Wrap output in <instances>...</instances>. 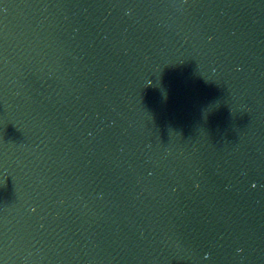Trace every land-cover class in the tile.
I'll return each instance as SVG.
<instances>
[{
    "label": "water",
    "instance_id": "1",
    "mask_svg": "<svg viewBox=\"0 0 264 264\" xmlns=\"http://www.w3.org/2000/svg\"><path fill=\"white\" fill-rule=\"evenodd\" d=\"M0 264H264V0H0Z\"/></svg>",
    "mask_w": 264,
    "mask_h": 264
}]
</instances>
